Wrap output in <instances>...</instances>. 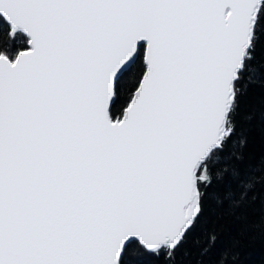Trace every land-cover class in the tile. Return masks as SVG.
<instances>
[{"label":"snow or ice","instance_id":"snow-or-ice-1","mask_svg":"<svg viewBox=\"0 0 264 264\" xmlns=\"http://www.w3.org/2000/svg\"><path fill=\"white\" fill-rule=\"evenodd\" d=\"M0 16V264H176L206 201L235 212L264 185L237 132L264 85V0H0Z\"/></svg>","mask_w":264,"mask_h":264},{"label":"trees","instance_id":"trees-1","mask_svg":"<svg viewBox=\"0 0 264 264\" xmlns=\"http://www.w3.org/2000/svg\"><path fill=\"white\" fill-rule=\"evenodd\" d=\"M0 21L3 17L0 16ZM8 28L0 23V45L8 42ZM21 41H13L17 46ZM258 75L264 79V38L257 43L256 61ZM251 115V119H246ZM237 132L247 138V145L243 149V160L239 167L251 177H264V85L252 84L247 94L241 98L240 110L237 116ZM255 169V170H253ZM264 216V185L257 184L255 191L249 193L247 203L235 212L227 204L217 208L206 201L205 211L201 222L189 234L186 242L177 250L176 264H215L220 253L231 246L234 240L240 241L239 259L236 264H264V229L257 227ZM207 229H215L218 234L215 247L208 256L199 255V246L194 243L196 237L202 236ZM185 252L188 254L186 255ZM153 261L154 258H144ZM159 264V262H155Z\"/></svg>","mask_w":264,"mask_h":264}]
</instances>
